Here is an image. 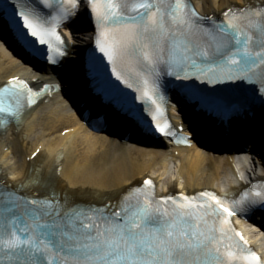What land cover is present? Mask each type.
Segmentation results:
<instances>
[{
    "label": "snow or ice",
    "instance_id": "6c2138e0",
    "mask_svg": "<svg viewBox=\"0 0 264 264\" xmlns=\"http://www.w3.org/2000/svg\"><path fill=\"white\" fill-rule=\"evenodd\" d=\"M80 2L56 0L60 11L50 19L36 9L18 13L20 26L27 29L22 35L45 45L53 64L65 55L66 40L58 29L76 14ZM84 3L94 16L96 47L117 80L132 86L117 70L120 65L141 81L137 90L154 105L153 130L160 135L187 142L177 137L157 102L161 75L180 81L178 87L188 91L193 86L184 82L195 79L213 85L259 83L264 93V0L258 7L228 8L223 19L198 12L193 0ZM41 4L53 8V0ZM41 96L19 78L0 86V128L19 122L25 107ZM143 185L103 208L73 207L67 197L61 201L54 193L25 199L0 190V264H264V256L232 220L237 213L247 217L264 210V183L232 201L212 191L157 199L153 180Z\"/></svg>",
    "mask_w": 264,
    "mask_h": 264
},
{
    "label": "bare ground",
    "instance_id": "6f19581e",
    "mask_svg": "<svg viewBox=\"0 0 264 264\" xmlns=\"http://www.w3.org/2000/svg\"><path fill=\"white\" fill-rule=\"evenodd\" d=\"M252 1L193 0V3L204 14L220 15L228 8ZM74 21V34L85 45L92 31L85 25L79 26L77 19ZM67 34L72 35L69 28ZM2 36L0 84L13 78H27L44 91L43 98L23 114L17 126L12 124L0 131V179L7 184L27 187L31 193L53 191L70 202L93 198L118 200L146 178L155 179L163 192L194 193L232 180L244 181L246 173H255L256 164L264 166L261 135L264 114L242 122L239 131L230 135H217L211 125H205L206 136L199 146H175L145 136L112 114L106 131L93 132L64 113L66 107L70 108L68 99L60 90L53 95L50 87L45 89L49 84L43 73L16 67L6 58L15 64L22 62ZM72 65L68 69L74 74L64 68L63 77L75 83L81 76L80 81L87 83L82 77L83 69L78 64ZM85 87L79 86L88 104L91 99ZM71 111L78 118L77 112ZM170 113L178 116L176 121L180 122L181 113L176 105L170 106ZM184 131L191 134L188 126ZM127 132L130 138L125 140ZM37 179L38 184L34 182Z\"/></svg>",
    "mask_w": 264,
    "mask_h": 264
}]
</instances>
